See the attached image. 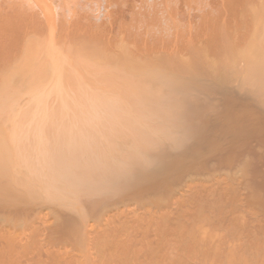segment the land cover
Masks as SVG:
<instances>
[{"label": "rangeland", "instance_id": "rangeland-1", "mask_svg": "<svg viewBox=\"0 0 264 264\" xmlns=\"http://www.w3.org/2000/svg\"><path fill=\"white\" fill-rule=\"evenodd\" d=\"M47 1L54 12L76 10L83 23L97 24L111 13L118 17L121 10L122 18L130 21V8L135 7L140 21H132L151 28L157 22L154 29L159 32L173 25L185 27L188 14L197 12L202 0L189 6L184 0H136L133 7L127 5L129 0H120L126 6L107 0ZM248 2L242 5L246 9L225 12L228 19L232 16L228 22L233 29L239 13L242 17L246 11L251 21L245 38L221 39L226 50H212L206 32L200 29V36L194 25L193 47L181 39L174 55L109 52L101 39L93 42L104 50L71 51L67 59L56 50V57L39 52L43 69L37 64L42 71L37 66L36 71L44 82L50 77L43 75L48 62L55 66L49 57L61 59V64H69L70 57L73 63L83 59L94 71L109 70L107 75L115 79L130 76L132 87L121 89L126 106L141 92V100L159 106L160 116L143 117L137 126H152L144 134L131 128V117L121 118L120 130L107 133L109 145L99 153L100 168L91 167L88 159L80 162L76 169L82 174L81 185L66 193L50 197L38 192V182L24 181L28 172L22 166L13 172L0 169V264H264V6L259 0ZM85 14L88 22L83 21ZM150 15L155 23L151 18L149 22ZM124 41L132 48L130 38ZM44 58H49L47 65ZM59 66L51 74L65 70ZM99 72L95 77L102 80L106 75ZM54 76L50 79L55 81ZM60 77L62 82L66 76ZM21 88L26 95L25 86L9 90L16 94ZM11 118L0 117L1 163L10 162L11 128L3 124L27 119ZM30 137L31 131L20 146L26 147Z\"/></svg>", "mask_w": 264, "mask_h": 264}, {"label": "bare ground", "instance_id": "bare-ground-1", "mask_svg": "<svg viewBox=\"0 0 264 264\" xmlns=\"http://www.w3.org/2000/svg\"><path fill=\"white\" fill-rule=\"evenodd\" d=\"M107 1L108 3L105 2L106 4L123 3V1L120 0ZM135 1L136 0H129L128 2L130 4H127V2L126 4L133 7ZM151 1L147 3L150 5ZM182 1L183 0H181V2ZM191 1L193 0H184L183 2H187L186 4L189 6ZM245 1L246 0L199 1L198 11L188 14V19L185 21L186 28L183 24L181 25V27L183 26L182 28H184L183 30L179 25H173L167 27L165 30L159 27L161 30L158 28L159 32H157L156 29H154V27H158L157 22L156 26H152L153 31L150 26L151 29H149L148 26H141L138 24L139 22H136L139 19L137 18L138 16H136V14H138L136 13L137 9L134 10L135 7L131 9L127 6L131 10L129 12V14L132 15L130 18L131 22L122 18L123 11L121 10L122 13L119 11L121 14H118L121 18L116 15L111 16V13L107 16L105 22L100 20L103 24H97L92 22V20L88 22L86 14V20L83 19V21H87L88 23H83L81 20L82 13L80 12L81 15L79 16V11L78 14H76V10L67 9L68 11L62 10L60 12L59 10V12H54L53 8L55 7L51 6L52 4L47 0H0V73H2V78H0V117H5L6 119L4 121L7 119L11 120V117L27 118L26 120L23 118L22 120L25 122L22 123L11 121L10 123L3 124L7 126V128H11V132L7 137V159L10 162H0V169L9 167L8 169L13 172L19 166H22L24 167L22 169L28 172H26L27 175L25 173L26 179L24 178V181L28 179L30 183L33 182L36 184L38 182L39 185H36V188H39L38 192L41 191L44 194H48V196L51 195L50 197L58 192L66 193L65 191L70 188H78L81 185L82 174L78 173L79 171L77 170L80 162L88 159L91 161V167L100 168L101 165L98 163L99 153L103 151L105 144L109 145L107 133L114 130L116 127L117 131L120 130L119 123L117 122L121 118L131 117L128 119L130 122L133 120L131 128L135 129L139 134H144L152 126L149 124L142 127L137 126L142 122L143 117L160 116L159 106L154 101L141 100L145 97V94L141 92H135L134 99L130 103L131 105L126 106L122 91L132 87V79H130V76L126 78V75L124 77H118V75H116L118 80L115 79L112 74H110V76L109 74L107 75L109 70H107V72L105 69H99L107 76L103 78L104 74L99 72L96 68L94 71L83 59L78 61L75 59V65L72 57H70L69 61L70 66H68V60H65V62L61 64V59L58 58L60 61L57 58L54 59L57 54L54 52L55 50L59 53L63 52L62 54L65 53L64 55L71 51V53H79V51L84 52L91 49L92 51L93 49L94 51L100 50L101 46L95 45L96 43L93 41H100L101 39V43L104 45L102 48L109 52L132 51L138 52L139 54L150 51L160 55H174L181 49V39L187 40L185 44L187 48L193 47V38L196 34H193L192 31L196 27L195 30L198 32L199 29V32L195 33H200V36L203 35H201V32H204V34L206 32L205 35L207 38H205L208 42L210 41L209 44L211 43L210 46L212 50H226L227 48L224 47V43L221 42V39L229 37L230 35H234L238 38H245L251 21L246 11L241 13L242 17L239 13L237 14L239 20L235 21L236 26L233 23V29L232 22H228L232 16L230 14L228 19L225 12H230V9L232 12L238 7L239 10L246 9L242 8V5L247 7L245 3L247 2L249 6L250 2H248V0ZM154 2L153 5H155L157 1ZM259 3L264 6V0H259ZM54 5L56 6L55 2ZM185 10L187 9L185 8ZM185 10H183L182 16ZM239 10H235V12L238 13ZM233 13L232 15H234ZM146 14L147 12H145V15ZM141 16H139L140 19ZM234 16L237 18L236 13ZM134 17L136 21L133 20V22L132 19H134ZM150 18L151 15L148 18L149 22H151ZM235 18L233 17L231 20L233 21ZM153 23H155V19ZM251 28L252 27H250V29ZM200 29L203 30L201 31ZM124 37L131 39L133 42L132 48L127 46L128 44L124 41ZM102 48L101 50H104ZM46 50L47 52L49 51L50 54H55L52 55L54 57L51 56L53 60L46 55V57H49L51 60L49 58H46L47 60L44 58L46 60L44 62L45 65H47L49 59L50 62H54L53 64L55 66L56 64L58 66L61 64L60 66L63 65L65 67V70H63L64 68L62 67L63 69L61 71L62 74L64 73L65 75H62L61 72L59 74L55 72L54 76L50 71H53L52 68L55 69V66L53 65L54 67H51L48 62L50 68L46 66L47 69L45 72L43 71V75L46 74V79L49 75L52 79L54 76L57 82L50 79V77L48 78L53 85H51L50 82H46L48 79L44 82V79H42L44 76L42 77L41 72H39V74L38 71H36L38 61L41 59L40 57L38 58V54ZM37 58L39 59L38 61ZM67 58L68 56L65 57V59ZM54 60H57L59 63ZM78 62L80 64L82 63V68L79 66ZM71 63L75 68L72 67L73 65L71 66ZM42 65L43 64H41L40 67H42ZM86 65L87 67H85ZM40 67H38L39 71H42L43 67L42 69ZM59 67L57 70H60L61 67ZM66 67L67 69L71 67L73 71H82L84 73L82 75V72H78L83 80L85 82L87 81L86 85L89 84V87H87V89L83 87L86 86L82 84L85 82L81 77L76 75H79L77 71L75 72V76L71 68L68 70H71L72 73L68 71ZM83 68L86 70L85 72ZM92 70L96 74H98V72L101 73L102 80H97L96 78H100L101 76L98 75L95 77L96 74H94ZM88 73L95 78H92V80L96 84L91 82V76ZM60 76L66 77L62 78ZM83 76L86 78L88 77V80L84 79ZM59 77L62 78L61 81L64 79L65 82H69L63 84L64 80L60 82ZM78 78L80 80H78ZM81 80L82 82H80ZM116 80L118 81L116 82ZM97 81H99L98 84H100V86L97 84ZM42 82L45 83V86H47L46 83H49L51 88L42 86ZM103 83L114 89L109 90ZM12 85L25 86L26 88L24 89L27 96L20 92L23 90L22 88L18 91L16 89V94L15 91L11 92L12 90L10 91L9 88H13ZM11 93L13 96L15 94V97H12ZM19 96L23 98L21 101V98L18 99ZM51 98L53 100L52 102H55V105L49 101ZM16 99L19 100L20 103L18 101L17 104ZM15 104L19 106L16 107ZM49 130L52 131L51 137L48 134ZM30 131L31 137L26 147L20 146L22 141L27 139L26 137ZM103 133V139L99 141ZM2 144L3 142L0 141V146ZM9 153H11L10 157L8 156ZM34 155L36 156L34 157ZM34 184L33 186L35 187ZM26 185H28V183H26ZM95 263H97V261Z\"/></svg>", "mask_w": 264, "mask_h": 264}]
</instances>
